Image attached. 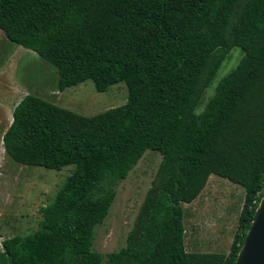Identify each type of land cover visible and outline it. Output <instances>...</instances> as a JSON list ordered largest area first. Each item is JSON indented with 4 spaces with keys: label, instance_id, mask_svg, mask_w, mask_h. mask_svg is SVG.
I'll return each instance as SVG.
<instances>
[{
    "label": "trees",
    "instance_id": "obj_1",
    "mask_svg": "<svg viewBox=\"0 0 264 264\" xmlns=\"http://www.w3.org/2000/svg\"><path fill=\"white\" fill-rule=\"evenodd\" d=\"M0 32L54 68L58 91L126 89L123 105L89 117L29 94L14 106L3 153L74 168L36 229L0 243V264H233L264 189V0H0ZM233 48L238 62L196 112ZM147 150L161 160L125 246L93 252L117 183ZM210 175L243 189L227 255L183 247L182 205Z\"/></svg>",
    "mask_w": 264,
    "mask_h": 264
},
{
    "label": "rangeland",
    "instance_id": "obj_2",
    "mask_svg": "<svg viewBox=\"0 0 264 264\" xmlns=\"http://www.w3.org/2000/svg\"><path fill=\"white\" fill-rule=\"evenodd\" d=\"M241 53L238 48H233L223 60L204 89L196 112H200L213 96L218 80L234 68ZM56 78L54 68L47 62L8 42L0 32V243L36 229L41 218L38 209L52 200L74 168L70 165L55 171L23 166L14 163L3 153L1 136L11 121L12 109L21 98L29 94L84 117L119 107L126 100L123 83L112 85L102 93L96 92L90 81L58 91ZM160 160L157 152L145 151L125 179L117 183L107 217L93 229V252L104 256L125 246L126 237L134 228L133 221ZM204 200H208L211 206L204 207L198 200L182 205L184 248L186 252L192 249L202 252L209 250L227 255L234 236L239 232L237 216L240 197L237 199L220 187L210 200L207 197ZM199 201L203 203V197ZM232 211H236L232 228L226 233L221 229L222 223L224 216L229 218ZM219 214L223 216L219 218ZM214 239L217 241L213 247L210 241Z\"/></svg>",
    "mask_w": 264,
    "mask_h": 264
},
{
    "label": "water",
    "instance_id": "obj_3",
    "mask_svg": "<svg viewBox=\"0 0 264 264\" xmlns=\"http://www.w3.org/2000/svg\"><path fill=\"white\" fill-rule=\"evenodd\" d=\"M233 264H264V189L253 210Z\"/></svg>",
    "mask_w": 264,
    "mask_h": 264
},
{
    "label": "crops",
    "instance_id": "obj_4",
    "mask_svg": "<svg viewBox=\"0 0 264 264\" xmlns=\"http://www.w3.org/2000/svg\"><path fill=\"white\" fill-rule=\"evenodd\" d=\"M23 49V48H22ZM28 51V50H27ZM30 52V51H29ZM32 53V52H31ZM34 54V53H33ZM209 186V187H208ZM222 188L224 191H227L231 196H234L238 199V197H240V203L242 204V201H243V189L235 184H232L230 182H228L227 180L225 179H222V178H219L217 176H214V175H210L208 178H207V181L203 187V189L200 191V192H203L204 193H199L197 195V197L194 199V200H198V202H200L204 207L206 206H211L208 202V200H204L206 197L207 199L210 200V198L212 197V195L215 193V191H217L218 188ZM206 188V189H205ZM205 189V190H204ZM206 196V197H204ZM203 197V203L200 200V198ZM191 203V202H190ZM188 203V204H190ZM232 203V202H231ZM241 204H240V208H241ZM240 210V209H239ZM234 213H236V211H232V214L230 215V217H226L224 216V223L223 226H222V230L225 231L226 233H229V231L231 230L232 228V219L234 218ZM239 214V213H238ZM223 215L222 214H219V218H221ZM237 219H238V216H237ZM219 233L221 232L218 231ZM213 233V232H212ZM184 234H185V231L183 229L182 231V236H183V247H184ZM212 238V236H211ZM213 239V238H212ZM217 239V238H215ZM213 240V241H210V243L212 244V246L214 247V243L217 241V240ZM184 251L186 252L185 248H184ZM191 251H194V252H191ZM187 253H214L212 251H209V250H204L203 252L201 250H190L188 251ZM221 254V253H220ZM223 254V253H222Z\"/></svg>",
    "mask_w": 264,
    "mask_h": 264
},
{
    "label": "clouds",
    "instance_id": "obj_5",
    "mask_svg": "<svg viewBox=\"0 0 264 264\" xmlns=\"http://www.w3.org/2000/svg\"><path fill=\"white\" fill-rule=\"evenodd\" d=\"M1 145H2V143H1ZM3 150V149H2Z\"/></svg>",
    "mask_w": 264,
    "mask_h": 264
}]
</instances>
